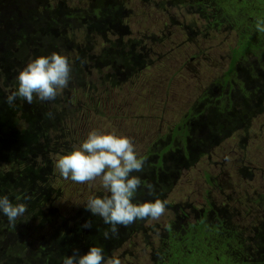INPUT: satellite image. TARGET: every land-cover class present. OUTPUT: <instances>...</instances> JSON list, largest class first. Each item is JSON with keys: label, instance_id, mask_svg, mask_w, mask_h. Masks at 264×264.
<instances>
[{"label": "trees", "instance_id": "trees-1", "mask_svg": "<svg viewBox=\"0 0 264 264\" xmlns=\"http://www.w3.org/2000/svg\"><path fill=\"white\" fill-rule=\"evenodd\" d=\"M85 1L84 5L71 6L68 0H0V195H7L13 203H26L22 218L39 224L52 221L43 208L55 192L51 155L60 146L67 147L62 141L65 123L73 115L68 107L71 89L86 94L92 70L99 72L102 84L121 85L148 64V51L140 40L130 37L127 0ZM161 4L183 6L211 28L227 25L235 29L238 37L223 77L141 156L144 171L133 173L142 180L135 196L137 203L157 197L164 200L182 169L235 131L245 129L251 114L264 104V32L257 31V23L264 22V0H162ZM98 38L104 45L96 50ZM53 52L66 55L72 64L64 93L51 101L34 98L31 104L17 98L9 106L6 99L18 86L20 70L35 57ZM148 184L154 186L151 194ZM25 196L30 199L25 200ZM214 210L204 209L194 224L187 222L180 228L170 224L168 247L159 250V262L246 264L245 239ZM212 213L215 223L208 220ZM144 221L120 226L117 236L105 239L103 233L110 226L85 206L71 224L55 228L51 238L33 246L21 238L24 230L20 218L14 228L0 213V237L12 240L6 252L0 245V264H62L65 256L77 250L83 255L97 244L103 246L107 259L129 235L142 228ZM86 222L91 227H83Z\"/></svg>", "mask_w": 264, "mask_h": 264}, {"label": "rangeland", "instance_id": "rangeland-1", "mask_svg": "<svg viewBox=\"0 0 264 264\" xmlns=\"http://www.w3.org/2000/svg\"><path fill=\"white\" fill-rule=\"evenodd\" d=\"M68 1L71 6L86 3ZM161 1L127 0L126 23L130 37L140 40L148 51L146 67L117 86L102 84L99 72L92 70L86 94L71 89L68 107L73 115L65 123L62 141L67 147L60 146L51 155V186L55 192L43 208L52 221L39 224L20 217L19 225L24 230L21 238L26 244L36 246L39 240L51 238L55 228L72 223L89 197L106 192L99 179L84 184L64 179L56 168L59 157L81 144L93 129L126 134L142 156L199 104L206 89L223 77L237 43V31L227 25L211 28L185 7L165 6ZM77 39H82L80 34ZM103 45L98 38L96 50ZM164 200L168 201L165 214L158 221L145 220L142 228L129 235L107 259L117 256L121 264H163L166 260L159 262V250L168 247L170 224L176 228L187 222L194 224L210 207L242 235L249 254L263 248L264 104L251 114L245 129L235 131L182 169ZM215 218L214 213L208 215L210 222L215 223ZM2 238L1 249L6 252L12 240Z\"/></svg>", "mask_w": 264, "mask_h": 264}, {"label": "clouds", "instance_id": "clouds-1", "mask_svg": "<svg viewBox=\"0 0 264 264\" xmlns=\"http://www.w3.org/2000/svg\"><path fill=\"white\" fill-rule=\"evenodd\" d=\"M257 31L264 32V22L257 23ZM71 72L72 64L64 54L53 52L37 56L20 70L18 86L8 94L6 103L13 106L17 98L28 104L33 103L34 98L40 101L55 100L63 89L68 88ZM47 115L52 118L51 113ZM144 165L145 160L139 155L131 137L116 130L96 129L56 161V168L66 180L80 184L100 180L106 194L89 197L85 206L110 226L103 233L105 239L117 236L120 226L128 227L138 220L158 221L165 214L167 200L157 197L141 203L134 202L142 180L133 173L143 172ZM146 187L150 194L153 193V185ZM24 199L30 197L25 196ZM26 212V203H13L7 195H0V213L7 217L12 227L15 228ZM83 227H91V223L86 222ZM62 264H121V260L117 256L106 260L103 246L97 244L90 246L83 255L77 250L65 256Z\"/></svg>", "mask_w": 264, "mask_h": 264}, {"label": "flooded vegetation", "instance_id": "flooded-vegetation-1", "mask_svg": "<svg viewBox=\"0 0 264 264\" xmlns=\"http://www.w3.org/2000/svg\"><path fill=\"white\" fill-rule=\"evenodd\" d=\"M260 243H264V240H263V242H260ZM260 246L264 248L263 244H260ZM263 248H261L259 251H255L254 253L252 252L251 254H249L248 252H250V251L247 250V252H246V254H247L246 264H264V249ZM256 255H258L259 258H255Z\"/></svg>", "mask_w": 264, "mask_h": 264}]
</instances>
